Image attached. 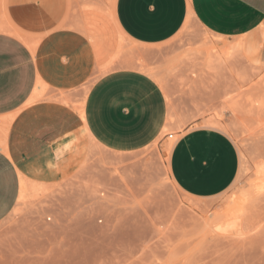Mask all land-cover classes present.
<instances>
[{
  "label": "rangeland",
  "instance_id": "rangeland-1",
  "mask_svg": "<svg viewBox=\"0 0 264 264\" xmlns=\"http://www.w3.org/2000/svg\"><path fill=\"white\" fill-rule=\"evenodd\" d=\"M116 1L0 0V32L56 69L29 108L50 102L83 117L100 78L139 71L157 82L168 112L166 134L146 148L90 141L66 182L25 192L0 225V264H264V26L250 37L255 53L226 54L232 40L194 23L148 47L121 32ZM193 125L224 132L239 155L234 184L209 199L188 196L170 175L169 151Z\"/></svg>",
  "mask_w": 264,
  "mask_h": 264
},
{
  "label": "crops",
  "instance_id": "crops-1",
  "mask_svg": "<svg viewBox=\"0 0 264 264\" xmlns=\"http://www.w3.org/2000/svg\"><path fill=\"white\" fill-rule=\"evenodd\" d=\"M115 15L139 45L164 44L194 23L232 40L222 44L226 52L230 46L255 53L259 46L250 37L264 26V0H117ZM42 67L24 40L0 32V225L20 211L25 192L32 196L35 188L55 187L77 173L90 141L113 152H135L157 140L167 124L163 92L139 71L100 78L86 98L83 117L61 114L50 102L29 108L41 81L51 83L56 70ZM168 164L181 191L209 199L234 184L239 155L224 132L193 125L178 134Z\"/></svg>",
  "mask_w": 264,
  "mask_h": 264
},
{
  "label": "bare ground",
  "instance_id": "bare-ground-1",
  "mask_svg": "<svg viewBox=\"0 0 264 264\" xmlns=\"http://www.w3.org/2000/svg\"><path fill=\"white\" fill-rule=\"evenodd\" d=\"M119 26V25H118ZM97 29V28H96ZM99 29V28H98ZM97 29V30H98ZM121 32H123L122 30H121ZM123 34V33H122ZM125 35V34H124ZM117 47V46H116ZM236 52V50L234 49V48H231L230 46H229V48H227V53L226 54H230V55H232V53H235ZM223 53H224V50H223ZM222 53V54H223ZM220 56V55H219ZM101 61H102V59H101ZM212 123V122H211ZM213 124H216V123H213ZM169 125V124H168ZM167 125V126H168ZM220 125V124H219ZM219 125H217V126H219ZM168 129V128H167ZM163 134H166V132L165 133H163ZM171 138H173V136L171 135ZM168 148V147H167ZM166 150V149H165ZM238 208H240V207H238ZM239 223V222H238ZM234 225V224H233Z\"/></svg>",
  "mask_w": 264,
  "mask_h": 264
}]
</instances>
